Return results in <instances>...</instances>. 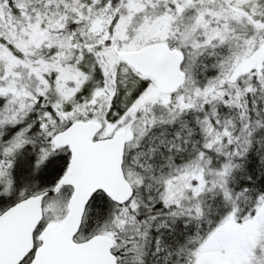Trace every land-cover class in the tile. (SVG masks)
Wrapping results in <instances>:
<instances>
[{
  "label": "snow or ice",
  "instance_id": "snow-or-ice-1",
  "mask_svg": "<svg viewBox=\"0 0 264 264\" xmlns=\"http://www.w3.org/2000/svg\"><path fill=\"white\" fill-rule=\"evenodd\" d=\"M0 264H264V0H0Z\"/></svg>",
  "mask_w": 264,
  "mask_h": 264
}]
</instances>
